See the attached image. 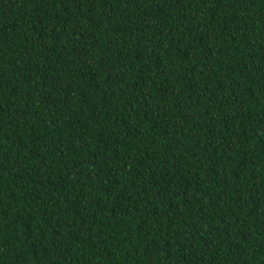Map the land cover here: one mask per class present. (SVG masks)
Returning <instances> with one entry per match:
<instances>
[{
	"label": "trees",
	"instance_id": "obj_1",
	"mask_svg": "<svg viewBox=\"0 0 264 264\" xmlns=\"http://www.w3.org/2000/svg\"><path fill=\"white\" fill-rule=\"evenodd\" d=\"M0 264H264V0H0Z\"/></svg>",
	"mask_w": 264,
	"mask_h": 264
}]
</instances>
